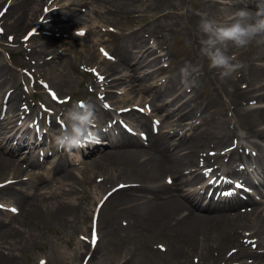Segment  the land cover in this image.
Listing matches in <instances>:
<instances>
[{"label":"bare ground","instance_id":"6f19581e","mask_svg":"<svg viewBox=\"0 0 264 264\" xmlns=\"http://www.w3.org/2000/svg\"><path fill=\"white\" fill-rule=\"evenodd\" d=\"M45 1L47 2L0 0V8L7 4L6 11L0 16L2 35L11 37L12 42L22 38L35 24H38L37 31L40 32L48 24L68 23L78 17L75 8L79 4L87 6L94 3L104 6L107 11L119 13L127 11L133 2L138 0H90V3L86 0L68 4H62V0H49L50 3L45 5L51 8H48L42 20L38 22L43 15H37L39 7ZM256 3L257 1L253 0H199L198 9L181 14L182 24L174 23L169 31L179 33L185 27L186 31L190 29L187 36L191 47L197 49V54L191 55L187 63L197 65L195 59L201 61L204 58L199 54V41L202 37L198 27L199 13H207L209 18L225 22L227 19L224 17L229 16L231 11L255 10ZM163 8L167 11L158 13L154 21H160L171 13L179 14L184 8V2L167 0ZM26 25L29 29L21 36ZM149 27L150 25L128 35V38L135 40H130L129 46L121 43L116 48V61L101 60L100 75L103 76L104 82L97 84L98 80H93L92 86L94 89L101 88L100 98L104 101L111 99V95L121 91L123 87H127L128 92L137 89L152 92L153 98L156 95L159 97L153 105V111L163 110L164 115L161 117L171 119L172 127L179 130L186 127L188 129L185 133L177 131L154 136L147 123L141 122L138 124L139 132H149L146 144L138 135L120 133L119 138L113 139L107 134L104 136V145L74 151L77 157L85 158L79 159L78 164L92 165L102 171V187L116 180L128 185L108 197L98 211L99 233L103 232L105 235L103 247L107 255L113 258L118 257L119 247H124V243L131 247L130 258L123 260L121 264H131L130 260L134 257H138L141 264H219V261L225 264L238 261H241V264H264V251H249L240 240L242 231H251L246 234V238L253 239L258 249L264 248V215L261 210L264 208V201L258 199V196L264 198V64L259 63L264 62V51L261 48L255 50L244 61L245 68L223 79L219 70L209 67L208 60L205 59L207 66L200 67L201 71L196 77L197 86L191 89L182 90L180 69L185 63H181L178 68H158L157 72H171L172 75L164 87L153 92L151 87H142L141 81L146 77V69L145 72L139 71L142 67L148 69L156 66L163 57L160 55L147 61V56L157 52L154 46H148L152 35L144 36V33L151 32ZM68 29L69 26L61 27L64 31ZM154 42L157 45L156 40ZM50 47L51 42L47 40L40 50L34 51L41 62L49 61L59 54L57 49L49 50ZM138 73L140 74L137 75ZM112 75L116 77L111 80ZM178 84H181L179 89ZM208 84L211 89L201 102H196L202 87ZM189 93L193 95L188 97ZM19 98V94L15 92L7 98L5 103L9 109L14 110L10 114L5 113V118L0 120V174L5 178L0 182V200L9 203H2L5 206H15L20 211V216L24 215L33 223L48 226L67 225L74 209H78L81 204L75 205L72 200L64 203L65 199L79 195L81 191L63 190L59 194L50 195L51 198L44 197L42 200L33 201L25 198H28V193L12 187L20 183V169L23 166L36 165L35 158L37 160L36 155H39L37 150L42 144L40 142L36 145L38 137L30 133V128L35 125L28 127L22 124L17 128V122L31 119L25 111L19 112ZM252 101L253 106H249ZM89 103L94 108L100 105L92 100ZM198 111L200 115L208 118L209 129L203 128L205 122L192 121ZM112 113L110 109L105 111V117H112ZM189 120L191 122L186 124ZM113 126L111 122L103 130ZM6 128L7 132L2 131ZM52 128L51 125L49 132ZM42 138L50 143L45 132ZM240 140H245L246 145ZM249 147L256 150L259 156L253 176L244 179V182L246 186L258 187L256 196H233L227 199L213 196L207 200L196 190H190L203 173H199L200 163L215 165V161L219 160L222 166H215L217 172H221V175L240 176L241 166L248 159H243L246 157L245 149ZM24 153L28 157H24L22 164L17 163L14 158ZM31 157H34V161L30 163ZM71 162L75 163L72 160L67 161V164L70 165ZM108 171L113 174L108 176ZM166 177L171 182L165 181ZM72 179V172L63 169L58 183ZM102 191L100 199L106 192L105 189ZM90 197L84 195L83 200ZM88 210L82 211L85 214L84 223L89 217ZM91 218L92 215L89 220ZM155 239H160L165 244L162 245L166 246L165 253L152 247ZM89 251L87 246L85 254ZM248 259L251 262L246 261ZM0 264H4L1 257Z\"/></svg>","mask_w":264,"mask_h":264},{"label":"rangeland","instance_id":"374dc122","mask_svg":"<svg viewBox=\"0 0 264 264\" xmlns=\"http://www.w3.org/2000/svg\"><path fill=\"white\" fill-rule=\"evenodd\" d=\"M82 1L86 0H62V4ZM181 1L184 2V8L178 12L179 14L171 13L161 18L160 21H154L158 13L167 11L163 10L167 0L134 1L127 11L119 13L107 11L104 6L90 3L91 1L88 0L87 2L90 5L79 4L75 8L78 14L76 19H71V21L63 25L48 24L42 33L39 32V36L31 42L23 43L20 39H16L11 43L7 41L5 36L0 35V120L5 118L3 110L6 108L5 100L7 94L13 92L19 94L18 107L28 106L27 111L33 114L32 117L43 113L42 118L45 124L47 122L50 123L49 121H53V119L63 121L66 111L77 101L84 100L89 102L92 100L104 102L91 94L94 90L92 87L93 78L83 71L88 68H101L100 62L104 57L116 61L114 55L116 48L121 43L129 46L130 40L134 42L135 39L128 38V35L148 25H150L148 30L151 32L144 33V36L152 35L151 43L148 46H154L157 52L147 56V61L149 62L160 55L163 57L156 66L148 69L142 67L139 70L140 72H145L144 69L147 71L145 79L141 81L142 87H151L154 89L153 92L164 87L165 83L162 84L161 80L165 79L167 83L172 73L157 72L156 70L162 67L178 68L181 63L189 62L187 59L191 55L197 54V49L191 47L187 36L190 29L186 31L187 27H185L179 33L169 31V28H172L174 23L182 24L181 14H187L191 10L198 9L199 0ZM47 2L41 3L38 16L44 12V7L48 6L45 5ZM234 11H231L229 15ZM227 17H224V19H227ZM27 25L24 27L21 36L24 35L26 29H29ZM62 26H69V29L67 31L61 30ZM80 30H84L86 33L79 36ZM50 35L51 37L49 38ZM47 40L51 42L49 50L57 49L59 54L52 57L49 61L41 62L37 55L34 54V51L40 50L41 45ZM155 40L157 45H155ZM100 48L103 52H100ZM259 48L264 51L263 46L258 47L253 44L246 49H237L230 46L229 52L236 57L239 55L237 59L244 63L250 54ZM205 59L203 58L201 61L195 59L196 64L200 67H203V65L207 66ZM1 70H4V72H1ZM128 73L131 74V72ZM115 77L116 75H112L111 80ZM40 84L53 89L62 98L72 96L71 104L64 106L61 111V107L51 103L48 97L44 95L46 89H41ZM180 86L181 84H178L177 88L179 89ZM210 88L209 84L202 87L200 91L202 95L197 96L196 102H201ZM123 89V93L117 94L114 92L108 102L114 104L115 109H126L130 106L136 108V111L129 114L128 119L136 130H138L136 125L139 121H146L152 131L150 126L154 120L156 121V126H158V133L166 132L172 134L173 131H176L175 128L170 127V119L159 116L164 114L163 110L158 114L152 113L149 118L142 116L143 113L148 115V112H151L153 104L159 99L158 95L153 98L152 92H146L143 89H137L134 92H128L127 87H123ZM184 89L185 87L183 86L182 90ZM37 92H42V94L38 95ZM192 95L193 93H189L187 96L191 97ZM100 108L102 107L99 106L97 109ZM61 114L63 115L61 116ZM96 116L97 124L99 125L104 119L100 111H96ZM207 119L206 116L200 115L198 111L192 121L196 123L205 122L203 128L209 129L210 124ZM190 122L191 120L187 123ZM54 128L51 133L49 132L50 143L45 139L39 140L42 144L39 145L37 150V152L39 151V155H36L37 160L35 158L37 165L29 164L28 167L23 166L20 169V183L12 187L22 190L23 193H28V198H25L33 201L42 200L44 197L51 198L50 195L59 194L63 190L70 192L81 191L82 193L79 195L68 197L64 202L68 203V201L72 200L75 205L81 204V206L78 209H74L73 216L69 218V224L59 226L33 223L31 220L26 219L24 215L20 216V211L15 206L16 212L11 211L9 208H6V211L0 210V257L4 259V264H81L82 262L84 264H121L123 260L130 258L131 247H127V244L124 243V247H119L118 257H110L107 255L105 247H103L105 240L103 232H100L98 246L90 249L87 255L85 252L88 246L89 227L92 222L89 217L94 213L92 209L95 202L100 198L101 192H103L102 189L107 191L123 182L116 180L114 183L102 187L101 181L104 176L102 171L92 167V165H79L76 154L68 152L72 155L68 156L67 151L63 153L55 144V136L57 135L56 133H59L60 127ZM187 129L188 127L181 130V132L185 133ZM2 131L7 132L8 129L6 128ZM143 143H146V141H143ZM25 156L28 157L24 153L22 156L17 155L14 159L17 163L22 164L21 161ZM80 158L85 159L82 156ZM72 160L75 163L71 162L68 165L67 161ZM32 161H34V157L29 158V162L31 163ZM63 169L71 171L73 179L69 182L58 183V177L63 173ZM112 174L113 172L111 171L107 172L108 176ZM4 179V175L0 174V182H3ZM254 190L257 191V188L254 187ZM84 195L91 197L83 200ZM261 200H263V197H259V201ZM6 204L9 205L7 202ZM83 209H89L87 212L89 217L86 223H84L85 214L82 212ZM261 210L264 215V208H261ZM75 215L78 217H75ZM248 233H251V231H242L240 240L246 245L247 250L255 251L252 246H256V244L250 243L251 240L246 238ZM244 235L246 236L244 237ZM162 245H165L162 240L155 239L152 247L162 252V249L166 248V246ZM40 258L41 260H39ZM134 258L130 260L131 264H141L138 262V257ZM218 263L221 264L222 262L219 261Z\"/></svg>","mask_w":264,"mask_h":264},{"label":"clouds","instance_id":"9594fccd","mask_svg":"<svg viewBox=\"0 0 264 264\" xmlns=\"http://www.w3.org/2000/svg\"><path fill=\"white\" fill-rule=\"evenodd\" d=\"M199 54L206 58L209 67L218 69L221 78H229L245 64L235 55L229 54L230 46L246 49L255 44L264 46V0H257L255 10L238 9L232 12L225 22L209 18L207 13H199ZM201 68L199 65L185 63L180 69L181 84L191 89L197 86ZM161 83H166L165 79ZM102 137L97 124L94 106L88 101H78L66 111L63 127L55 136L56 146L64 151L86 149L101 143Z\"/></svg>","mask_w":264,"mask_h":264},{"label":"snow or ice","instance_id":"6c2138e0","mask_svg":"<svg viewBox=\"0 0 264 264\" xmlns=\"http://www.w3.org/2000/svg\"><path fill=\"white\" fill-rule=\"evenodd\" d=\"M3 12H0V16H3ZM82 34V33H81ZM9 39H12L11 37H9ZM102 52H103V50H102ZM105 55H107L106 53H104ZM109 58H111V57H109ZM94 71V70H93ZM101 81L104 79L102 76H100V77H98ZM52 95V99L53 100H56L57 99V96H56V94L55 93H52L51 94ZM105 107H107V105H105ZM141 111H143V109H141ZM210 171V170H209ZM207 174V173H206ZM169 182H171V181H169ZM121 187H123V185H121ZM235 187L236 188H242L243 186L241 185V184H239V183H237L236 185H235ZM224 195H232V193L231 192H228V193H224ZM0 207H3L2 205H0ZM11 211H13V212H16L17 211V209H15V208H12L11 209ZM92 240H91V242H92V244L93 245H95L96 244V242H97V233H96V230H95V222H94V224H93V230H92Z\"/></svg>","mask_w":264,"mask_h":264}]
</instances>
